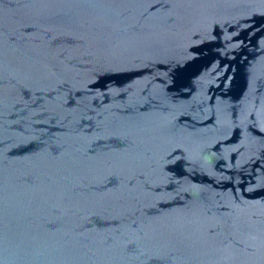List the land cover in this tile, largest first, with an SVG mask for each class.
<instances>
[{"label":"water","instance_id":"water-1","mask_svg":"<svg viewBox=\"0 0 264 264\" xmlns=\"http://www.w3.org/2000/svg\"><path fill=\"white\" fill-rule=\"evenodd\" d=\"M0 264H264V0H0Z\"/></svg>","mask_w":264,"mask_h":264}]
</instances>
